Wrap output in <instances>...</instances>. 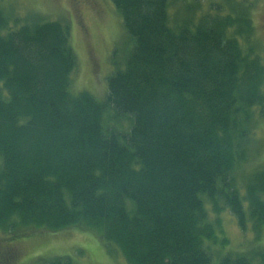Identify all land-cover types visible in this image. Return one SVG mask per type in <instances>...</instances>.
I'll return each instance as SVG.
<instances>
[{"label":"trees","instance_id":"16d2710c","mask_svg":"<svg viewBox=\"0 0 264 264\" xmlns=\"http://www.w3.org/2000/svg\"><path fill=\"white\" fill-rule=\"evenodd\" d=\"M225 1L230 13L172 22L171 0H111L129 48L123 65L113 50L100 102L70 90V24L0 9L3 233L88 229L127 264H264L204 244L219 225L208 206L256 237L264 226V165L237 174L264 118V64L250 8Z\"/></svg>","mask_w":264,"mask_h":264},{"label":"rangeland","instance_id":"374dc122","mask_svg":"<svg viewBox=\"0 0 264 264\" xmlns=\"http://www.w3.org/2000/svg\"><path fill=\"white\" fill-rule=\"evenodd\" d=\"M235 4L250 8L254 27L250 42L255 45L256 54L264 64V0H234L232 5ZM169 8L172 22L187 16L197 20L206 13L218 12L224 15L231 11L225 0H171ZM0 9L19 18L36 14L49 21L70 24V44L77 59V68L71 75L70 90L73 94L86 91L97 101H104L106 80L113 70L112 52L117 50L113 60L123 65L129 48L121 17L111 0H0ZM0 95L3 99L8 98L1 82ZM128 125L127 120H122V126ZM114 127L124 131L117 125ZM251 133L252 145L248 151V160L237 172L240 177L264 165V118L256 119ZM208 210L207 220L211 224L215 219L219 220V225L214 223V242L204 241L213 258L225 252L252 253L256 257L264 254V226L256 237L249 224L245 230H241L227 210L219 215L211 211L209 206ZM10 246L17 251L13 264H44L64 256L71 259L72 264H127L119 252H110L104 247L96 232L77 227L61 231L31 229L15 234L0 230V259L4 249Z\"/></svg>","mask_w":264,"mask_h":264},{"label":"flooded vegetation","instance_id":"af4514ba","mask_svg":"<svg viewBox=\"0 0 264 264\" xmlns=\"http://www.w3.org/2000/svg\"><path fill=\"white\" fill-rule=\"evenodd\" d=\"M76 4L79 5L78 2ZM4 251L5 252L0 259V264H13L12 260L17 252L15 248L10 246L9 248L4 249Z\"/></svg>","mask_w":264,"mask_h":264}]
</instances>
